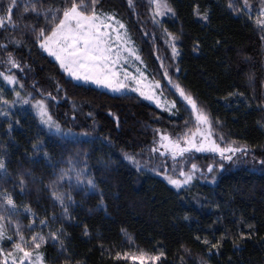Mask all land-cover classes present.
Instances as JSON below:
<instances>
[{
	"label": "trees",
	"instance_id": "16d2710c",
	"mask_svg": "<svg viewBox=\"0 0 264 264\" xmlns=\"http://www.w3.org/2000/svg\"><path fill=\"white\" fill-rule=\"evenodd\" d=\"M32 2L64 6L62 0ZM230 2L233 8H229ZM9 3L0 0V15H8ZM168 3L174 14L159 23L153 22L149 0H132L131 5L129 0H99L98 10L127 24L152 75L158 66L150 44L142 39L140 21L152 47L171 67L174 81L208 111L215 131L252 149L247 163L217 172L215 182L210 174L207 179L198 176L179 190L152 171L162 163L170 168L169 158L150 152L157 146V129L176 134L189 118L175 94L168 95L176 105L169 114L136 94H110L74 82L25 27L37 19L31 12L25 14V0H17L11 12L16 27L7 21L0 27V44L7 45L0 47V72L17 78L14 86L0 79V95L17 101L18 91L30 101L0 104L9 112L7 117L0 116V158L7 169V175L0 176V193L11 194L17 206L15 213L4 212L11 226L7 234L18 242V223L28 238L45 236L41 248L45 264H132L125 253L139 255L141 251L149 255L163 252L158 264H264V173L252 162L253 155L264 159V29L256 25L261 1L248 0L250 17L243 11L244 0ZM43 23L40 17L36 28ZM164 29L178 37L175 58ZM9 53L20 68L9 71ZM41 99L64 128L91 135L72 142L49 132L32 108ZM216 120L220 123L215 124ZM124 153L135 155L142 164L150 162L138 171L123 158ZM70 158L86 161L88 176L83 179L94 178L96 188L76 187L74 177L73 187L66 180L56 186L55 190L71 192L73 197L65 217L52 198L50 185L61 169H69ZM159 171L163 173V167ZM21 179L26 182L23 191ZM53 232H59L55 242ZM218 241V247L212 248Z\"/></svg>",
	"mask_w": 264,
	"mask_h": 264
},
{
	"label": "snow or ice",
	"instance_id": "6c2138e0",
	"mask_svg": "<svg viewBox=\"0 0 264 264\" xmlns=\"http://www.w3.org/2000/svg\"><path fill=\"white\" fill-rule=\"evenodd\" d=\"M63 7H44L41 4L33 3L32 0H25L24 12L27 14L31 12L37 19L32 25H25L33 34L34 40L39 48L53 57L58 63L59 68L74 81H82L84 83H91L97 87H103L111 92L121 93L126 90L136 92L140 97L146 100L154 101L157 107H164L165 110L171 111L175 109V102L165 106L162 103L161 96H158L156 89L161 87L159 81L148 82L145 73L137 69V74L129 72L124 68L125 64L140 61L143 63L141 56L138 55L137 50L131 47L132 41L128 38L126 25L120 20L116 19L113 14L104 13L98 10L99 0H62ZM132 0H129L131 5ZM151 5L152 19L154 23H159L156 17H163L169 13L174 14V10L169 5L168 0H149ZM31 5L30 7L28 5ZM17 6V0H10V3L5 10L8 15H0V27L4 26L5 22L11 27L16 25L12 23L11 12ZM229 8H233V4L229 3ZM235 10V9H234ZM243 11H246L251 16V5L248 0H244ZM40 17H43L44 23L37 29L35 24L39 23ZM203 19L207 20L208 16L205 14ZM256 25L264 29V0H261V7L258 9ZM123 30V31H122ZM166 34V43L171 47L173 58L179 55L175 41L178 39L173 33L164 29ZM264 39V37H262ZM19 44L20 41H15ZM0 47H7L6 44H0ZM7 63L11 66L9 71L13 68L18 69L20 65L8 54ZM163 66V65H161ZM165 78L173 84L171 78L165 71ZM0 79L6 82L7 85H15L17 78L13 75H7L0 72ZM250 82L253 78L249 77ZM23 87V85H21ZM59 89V85L57 86ZM176 93L182 98L184 102L190 107L191 117L194 120V127L188 128V121H185V131L178 134L176 137L168 133L161 132L157 129L159 134V142L157 146L150 149L151 153H159L161 157H170L172 160L171 174L166 163L155 165L152 171L157 174H162L168 184L176 189H182L185 186L192 184L198 178L207 179L208 175L212 176V182L216 180V173L224 171L228 166L238 165L241 162L247 163L248 156L252 152L247 144H239L235 140H226L223 133H217L214 129V122L206 109L200 106L197 100L188 93L180 84H173ZM50 98L51 94H48ZM231 95V94H230ZM242 95V94H240ZM17 101H8L0 95V104L9 105L20 102L23 104L30 103L29 99L23 98L20 92H15ZM36 116L49 132L59 136L61 139L72 142L79 141L81 138H86L91 135L87 131L75 133L71 127L64 128L58 121L53 119L49 112L48 106L44 99L35 101L32 104ZM75 105L73 111L75 112ZM8 111L0 107V116L7 117ZM89 116L92 114L89 113ZM111 115V113H109ZM75 119V116L72 118ZM220 121L216 120L215 124ZM118 126V118H117ZM107 141V137H99ZM161 149H163L161 151ZM211 153L218 156L219 160L209 163L206 171L202 170L197 163H192L190 168L187 167V160L191 159V153ZM47 155V154H45ZM123 158L130 164L134 165L138 171L142 167H146L150 161H145L143 164L135 155L124 153ZM253 164L260 166V171L264 173V159L257 160L255 155L252 156ZM69 169H61L56 180L51 182L52 198L58 202L63 209V215L68 217L69 207L73 201L71 192L57 191L56 186L68 182L70 188L74 185L79 188L86 187L89 190L96 188L95 179L87 177V163L86 161H77L69 159ZM83 163V167L79 165ZM163 167V173L159 169ZM187 168V170H185ZM7 175L5 160L0 158V176ZM23 179L20 180L21 190L25 185ZM15 213L17 206L11 194L0 193V245L5 240L12 241L13 237L8 236L4 224V212ZM25 211L30 215L29 208ZM55 219V217H53ZM42 225H47L46 220H41ZM29 224V228L33 227ZM16 236L19 238L18 242L13 243L12 250L5 252L3 247H0V264H44V253L41 251L43 244L46 242V237L40 234H34L31 240L25 239L20 231V225L17 223ZM53 242L59 239V232L50 234ZM240 238H244V234H240ZM199 239V237H197ZM205 245L209 243L207 239L203 241ZM219 241L212 244V248H217ZM235 243V241H234ZM61 250H63V242H60ZM163 252L158 255H149L141 251L139 255H129L125 253L124 258L130 259L132 264H158ZM117 258H120V253H117Z\"/></svg>",
	"mask_w": 264,
	"mask_h": 264
},
{
	"label": "rangeland",
	"instance_id": "374dc122",
	"mask_svg": "<svg viewBox=\"0 0 264 264\" xmlns=\"http://www.w3.org/2000/svg\"><path fill=\"white\" fill-rule=\"evenodd\" d=\"M261 1V0H260ZM104 13H107V12H104ZM108 14H111V13H108ZM172 13H169L163 17H156L157 20H160V19H163V18H167L169 16H171ZM116 19L120 20L122 23H124L126 25V30H127V35H128V38L132 41L131 43V47H134L136 50H137V53L139 56H141L142 60H143V63H141L140 61H135L134 63H128V64H125L124 65V68H126L129 72L133 73V74H137V69H140L141 71H143L145 73V76L148 78V82H154V81H159L160 82V85L161 87L159 89H156V93L158 96H161L162 98V103L165 104V106L167 105H170L172 102H174L173 99L169 98L168 95H170L171 93L175 94L178 99L181 101L182 105L184 106V108L187 110V114L189 116V118L185 121H188V125L187 127L188 128H193L194 127V120L193 118L191 117V110H190V107L186 104V102H184L182 100V98L179 96L178 93H176L175 91V88L173 87V84H175L176 82L174 81V79L172 78V75H171V67L169 66V64L165 61L164 59V56L163 54H161L160 52L157 51V48L155 47H152V42L150 41L151 38H149V35H147L146 31L143 30L142 28V23L140 21H138V24H139V28L140 30L143 32L142 33V39H144L145 42H148L151 46V51L153 52V57H154V60L156 62V65L158 66L156 71L152 73V75L150 74V71H148V65L146 63V61L143 59V56L142 54L140 53V46L138 44V42L136 41V38L133 36V34L131 33V31H129V28L127 26V24L121 20L120 18H118L117 16H115ZM123 31V30H122ZM42 50V49H41ZM43 51V50H42ZM44 52V51H43ZM45 54H47L46 52H44ZM48 55V54H47ZM50 57V56H49ZM52 58V60L55 61V59L53 57H50ZM264 60V58H263ZM264 63V62H263ZM163 65V66H161ZM165 71H167L168 73V76L171 78L173 84H170L169 83V80L167 78H165ZM67 76V75H66ZM158 77L155 78V77ZM68 77V76H67ZM70 78V77H69ZM74 81V80H73ZM76 83H79V84H83V85H89V86H92L94 88H97L99 90H102V91H105V92H108L110 94H123V93H133V94H136L137 96H139L138 93L136 92H132L130 90H126L124 92H121V93H115V92H111L109 91L108 89L106 88H103V87H97L96 85L94 84H91V83H84L82 81H74ZM140 97V96H139ZM141 99H143L144 101H146L147 103H149L150 105L160 109L161 111H165L169 114H172L174 111L171 110V111H167L165 110L164 107H157L156 106V103L154 101H149V100H146L144 99L143 97H140ZM184 121V122H185ZM185 125L183 126V128L177 132L176 134H171V136L173 137H176L178 134H181L185 131ZM227 140V139H226ZM158 142H159V136H158V139H157V145H158ZM163 149H161L162 151ZM205 155V156H204ZM169 158V161H170V168H169V172L171 173V168H172V160L170 157H167ZM206 158V159H204ZM219 160V157L218 156H214L213 154L211 153H191V159L187 160V167L190 168L191 164L192 163H197L199 166H201L202 170L206 171V168H207V165L209 163H212L214 161H218ZM187 170V168L185 169ZM197 176H199V173H197ZM4 224H5V227H6V232L8 230V227H11L10 226V223H7V217H5V220H4ZM8 235V234H7ZM9 236V235H8ZM25 237L26 240L30 241L31 238H28V235H23ZM17 237V236H16ZM19 238L17 237V240ZM11 242V243H10ZM13 241H8V240H5L2 245H0V247H3L4 251L5 252H8V251H11L12 250V246H13ZM45 264V263H44Z\"/></svg>",
	"mask_w": 264,
	"mask_h": 264
}]
</instances>
